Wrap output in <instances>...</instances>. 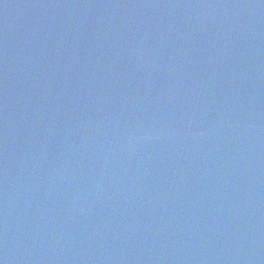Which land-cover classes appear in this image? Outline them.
I'll list each match as a JSON object with an SVG mask.
<instances>
[{
    "label": "water",
    "instance_id": "water-1",
    "mask_svg": "<svg viewBox=\"0 0 264 264\" xmlns=\"http://www.w3.org/2000/svg\"><path fill=\"white\" fill-rule=\"evenodd\" d=\"M0 264H264V0H0Z\"/></svg>",
    "mask_w": 264,
    "mask_h": 264
}]
</instances>
